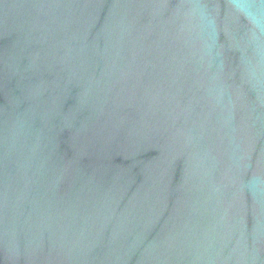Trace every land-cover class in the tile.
Segmentation results:
<instances>
[{
	"label": "water",
	"instance_id": "1",
	"mask_svg": "<svg viewBox=\"0 0 264 264\" xmlns=\"http://www.w3.org/2000/svg\"><path fill=\"white\" fill-rule=\"evenodd\" d=\"M0 264H264V0H0Z\"/></svg>",
	"mask_w": 264,
	"mask_h": 264
}]
</instances>
